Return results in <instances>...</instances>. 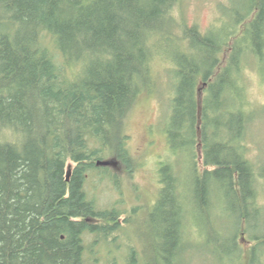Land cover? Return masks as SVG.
<instances>
[{"label":"trees","instance_id":"obj_1","mask_svg":"<svg viewBox=\"0 0 264 264\" xmlns=\"http://www.w3.org/2000/svg\"><path fill=\"white\" fill-rule=\"evenodd\" d=\"M179 1L0 0V264L117 263L95 249L120 229L126 211L99 207L86 184L90 172L115 167L99 160L127 172L136 166L127 121L156 85L160 47L173 62L167 138L173 151L190 154L193 186L171 165L162 168L148 221L160 243L145 264H177L190 243V204L215 212L223 192L236 200L238 229L252 230L249 218L263 207L244 150L251 115L241 62L263 57L264 0H251L235 21L245 33L240 45L237 25L205 34L180 22ZM170 41L173 53L162 45ZM252 231L255 251L264 234Z\"/></svg>","mask_w":264,"mask_h":264},{"label":"rangeland","instance_id":"obj_2","mask_svg":"<svg viewBox=\"0 0 264 264\" xmlns=\"http://www.w3.org/2000/svg\"><path fill=\"white\" fill-rule=\"evenodd\" d=\"M250 5L251 0H180L174 8V15L180 22L197 26L205 34L223 29L231 31L237 25L235 21L248 12ZM229 21L234 24L228 25ZM236 29L240 32L237 37L240 45L245 38L243 25L238 24ZM180 31L181 28L176 29L178 34ZM233 39L229 40V44L233 45ZM162 45L171 53L175 51L173 41L168 43L169 47L165 46L166 43ZM159 49L152 60L156 85L153 91H145L140 95L127 121L131 136L129 148L136 166L130 172L126 171L125 166L118 165L105 174L92 171L88 176L87 191L90 197L97 199L99 207L117 206L126 211L122 220L125 217L127 220L122 222L120 229L95 249L102 261L116 259V264L134 261L145 264L148 256L154 254L153 249L160 243V239L155 237L156 230L148 221L162 186L163 167L171 165L186 187L192 185L190 154L187 151H173L167 138L170 99L174 94L171 87L174 80L170 74L173 62L169 53ZM193 52L195 54L198 51ZM230 53L231 50H228L225 55V64ZM241 63V81L246 85V111L251 115L243 141L244 150L254 165L258 178V200L263 207L261 211L252 212L249 225L253 235H260L264 234V176L261 175H264V54L261 59L248 54ZM109 173H116L119 182L112 179ZM214 202L215 212L209 206L203 211L190 204L192 213L186 221L185 232L190 243L185 255L177 259V264H264V245L253 251L255 241L251 239V231L246 230L245 223L238 229V212L234 210L236 200L223 192L220 209L219 202ZM134 208H138V211ZM235 234L238 241L236 251ZM88 241L91 242V239ZM131 246L136 249L135 253ZM86 256L90 257L91 252L88 251Z\"/></svg>","mask_w":264,"mask_h":264},{"label":"water","instance_id":"obj_3","mask_svg":"<svg viewBox=\"0 0 264 264\" xmlns=\"http://www.w3.org/2000/svg\"><path fill=\"white\" fill-rule=\"evenodd\" d=\"M98 165H102V166H107V165H114L117 166V164L115 162H113L112 160H99L97 162Z\"/></svg>","mask_w":264,"mask_h":264}]
</instances>
